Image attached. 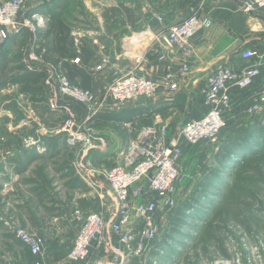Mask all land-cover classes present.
I'll use <instances>...</instances> for the list:
<instances>
[{"label":"rangeland","instance_id":"1","mask_svg":"<svg viewBox=\"0 0 264 264\" xmlns=\"http://www.w3.org/2000/svg\"><path fill=\"white\" fill-rule=\"evenodd\" d=\"M3 1L0 0V3ZM138 1L23 0L20 15L30 20L34 30L28 29V34H24L27 31L19 34L14 42L7 44L8 49L13 56L22 52L30 67L41 68L34 52L38 45L33 36L36 27L44 25L46 16L55 6L68 2L63 12L73 34L91 39L93 60L90 71L98 80L93 91L100 96L106 90L107 82L111 80V68L118 67L116 63L120 60L128 64L127 59L117 58L122 50L125 52L122 46H127L131 39H127L130 31L125 27L121 4L137 10ZM135 43L137 44L136 41ZM103 58L109 61L108 65L101 70H95V66L99 65ZM132 64L133 62L129 67ZM123 65L124 63L121 64ZM44 84L48 106L41 108L40 113L34 109L28 114L23 109L20 111L16 100L13 99L12 88H5L0 98L2 108L7 105L11 109L9 116L0 117V132L4 135L1 142L11 143V149H17L5 156L3 161L16 156L15 158H19L18 164H22L32 156H25L26 149L31 148H34L35 154H41L31 163L28 170L19 176L17 187L11 186L7 193L0 194V264L29 262L24 254V247L19 245L15 236L14 226L45 238L42 253L40 256L31 257L32 264H42L45 255L64 260L67 243L71 242L77 228L73 216L74 209L80 208L84 212H90L100 208L94 193L78 181L80 178L74 173L73 161L76 157L82 160L88 158L95 170L99 169L100 174L97 172L99 175L95 177L104 192L108 189L101 170L121 163L118 153L108 155L102 160L99 152L104 150L108 143H113L116 136H125L122 127L99 126L94 123L96 132L92 139H106V145L101 148L84 150L85 147L80 143L69 144L67 137L60 135L59 130L65 118L64 109L58 106V101L56 108L50 105L51 98L48 95L49 92L52 94L55 85L53 87L46 77ZM53 94L52 98L55 97ZM55 98L57 100V97ZM150 99L153 97H141L134 104ZM230 113L231 110L227 118L231 116ZM256 114L249 116L247 121L260 117V114ZM231 120L235 121L234 118L229 121ZM21 121L24 123L18 125L16 133H10V137H7L6 131L12 127V123H22ZM234 121L232 123H235ZM242 127L224 133L215 143H207L214 149L210 151L209 147L205 158L195 157L190 164L183 167L178 181L176 203L162 213L163 219L155 248L137 264H264V144L257 147L253 154L241 160L239 158L228 167H221L213 160V156L218 152L216 146H220L229 136L242 132L245 129ZM102 128L108 132L102 131ZM129 135L132 137L131 133ZM30 136L37 140V144L25 147L23 140ZM121 137V142L125 141ZM6 173L5 170L0 171V176ZM21 183L26 187L19 186ZM105 198V208L110 210L115 201L112 196ZM33 226L37 231L30 229ZM58 236L62 239L59 240ZM98 258L102 264H112L103 253H100Z\"/></svg>","mask_w":264,"mask_h":264},{"label":"built area","instance_id":"2","mask_svg":"<svg viewBox=\"0 0 264 264\" xmlns=\"http://www.w3.org/2000/svg\"><path fill=\"white\" fill-rule=\"evenodd\" d=\"M245 3L249 8L264 7V0H245ZM22 6L23 0H4L0 3V44L8 36L7 30L12 33L20 32L21 28L34 30L30 20L20 15ZM210 24L208 18H201L193 11L167 31L153 35L152 40L161 49L159 59L171 63L186 60L180 70L187 72V60L194 53L192 38ZM240 57L246 62L241 67L223 65L201 86L200 96L205 111L200 118L183 122L175 131H172L168 121L162 119L142 126L126 124L132 137L121 154V163L101 170L107 192L95 177L100 174L99 169L95 170L88 158H75L72 164L74 173L94 193L100 208L90 212L74 209L78 228L67 253L69 262L102 264L98 255L103 253L112 264H137L153 251L162 213L176 203L183 157L180 141L190 148L203 142L215 143L228 126L226 116L231 110L233 92L252 88L261 74L264 53L244 49ZM144 59L143 54L136 56L135 66L142 65ZM78 60L74 59L75 62ZM108 63L103 58L95 70L105 68ZM135 68L122 71L113 66L111 80L100 96L93 89H83L64 75L54 73L57 95L70 98L87 110L85 119L78 118L68 108L64 110L65 118L59 130L69 144L80 143L84 150L101 148L106 145V139H92L96 128L90 118L95 112L119 110L141 97L155 98L162 93L171 95L177 91L179 77L172 70L155 79L134 72ZM55 97L50 99L51 107L57 103ZM263 104L264 91L245 108V115L257 113ZM36 144L37 140L31 136L23 140L25 147ZM106 196H112L115 201L110 210L105 208ZM14 233L32 256H40L45 244L43 236L18 226H14Z\"/></svg>","mask_w":264,"mask_h":264},{"label":"crops","instance_id":"3","mask_svg":"<svg viewBox=\"0 0 264 264\" xmlns=\"http://www.w3.org/2000/svg\"><path fill=\"white\" fill-rule=\"evenodd\" d=\"M193 11L201 18H208L211 24L192 38L194 53L193 56L187 60L189 70L187 72H182L180 69L186 60H177L172 63L168 60H160L159 52L161 49L158 47V44L152 40V36L167 31L169 28L182 21L186 15L189 16L192 14ZM138 15L139 19L135 30H132L128 24H125V27L130 31L127 35V39H131L127 43V46H122L125 52L122 50V52L117 55L118 59H127L128 64L120 60V62L116 63V66H118L119 69L122 67L120 69L122 71H128L136 67L134 72L147 74L155 79L162 77L170 70L178 75L179 86L177 91L171 95L162 93L152 99V103L158 106L166 104L167 102L173 103L166 111L157 112L152 118V121H159L161 119L168 121L171 124L172 131L176 130L183 122L200 118L203 115L205 106L200 96V88L208 76L214 73L219 67L226 64L241 67L246 63L240 57V52L244 49H255L260 53H264V7L249 8L246 6L245 0H139ZM7 32V35H10L11 32L8 30ZM140 54L145 56L144 62L140 66H135L134 58ZM35 58L39 61L38 64L41 68L37 69L43 72V78L46 77V79H49L53 87L55 85V88H52V94L54 93L53 96L57 97L58 106H61L64 110L69 106L68 109H70L75 116L80 119H85L87 110L84 106L66 98H60V96L57 95V91H55L57 89V81L52 67L42 62L38 56H35ZM132 62V66L129 67ZM123 63L124 68L121 66ZM109 82L110 81L107 82V86ZM97 83L98 80L94 76L93 88ZM5 88L13 89L12 91H14V94L12 96L13 99L16 100L20 111L23 109L27 114L32 112V107L27 99L19 95L16 91V87L13 85L0 88V98ZM263 91L264 59L261 65V74L256 79L252 88L242 91L235 90L233 92L231 116H228L227 121L231 118H234L235 121H229V126H233V124L241 122L248 117L244 115L242 111H244L245 108L251 104L252 100ZM52 94L49 92V98H52ZM2 104L5 105L4 102ZM135 105H137V103H131L124 106L122 109H127ZM114 111L116 110L106 112ZM9 113L11 114L9 106L6 105L2 108V105H0V117L4 115L9 116ZM232 121L235 123H232ZM23 123L24 122L12 123V127L8 128L6 131L7 137H10V133L15 134L16 129L19 128L18 125H22ZM127 123L130 122H124L121 125L125 136H116L113 139V143H108L104 150H100L99 153L102 155L100 156L102 160L108 155L117 153L118 157L121 158V154L124 149H126L131 138L129 133H127ZM133 124L142 126L145 123L135 121ZM228 128L230 129L231 127ZM104 129L105 128H102L101 130L108 132V130ZM119 137L125 141L121 142ZM3 140L4 135L0 132V171L5 170V173L7 172L5 175L2 174L4 176H0V194L7 193V189H11V186L14 188L17 187L19 176L25 173L31 163L41 155L37 151L35 154L34 148H31L26 149L25 156H32L29 159L27 158V160L25 159L22 164H18L17 159L19 158H15L16 156L12 159L7 158V160L3 161L4 157L8 156L11 151L17 150L16 148L11 149V143L1 142ZM180 145L183 148V157L180 161L182 169L190 164L191 160H193V158L195 159V157L197 159L205 158L208 153V148L210 147L207 143H201L198 146L190 148L184 141H180ZM212 149L214 148L210 147L209 150L212 151ZM78 181L85 185L80 179H78ZM19 186L26 187L23 183ZM80 202H82V200H80ZM77 228L72 235L71 242L67 243V253L77 234ZM30 229L37 231L35 226L30 227ZM58 237L59 240L62 239L60 236ZM57 243L58 240L55 244L57 245ZM67 253L64 260L58 259L52 255H45L43 256L42 264H83V262H69ZM32 263L31 261L27 262V264Z\"/></svg>","mask_w":264,"mask_h":264},{"label":"trees","instance_id":"4","mask_svg":"<svg viewBox=\"0 0 264 264\" xmlns=\"http://www.w3.org/2000/svg\"><path fill=\"white\" fill-rule=\"evenodd\" d=\"M66 4L68 2H65L62 6H55L54 10L46 16L44 25L36 27L33 36L35 43L38 45L34 52L42 62L50 65L55 73L64 75L83 89L92 90L94 76L90 71L93 60L91 39L77 37L73 34L72 27L64 18L63 10ZM121 8L124 11V24H128L132 30H135L139 19L138 7L136 10L128 5L121 4ZM24 31L27 32L24 33ZM21 33L28 34L29 32L28 29L22 28L20 32L8 35L0 44V88L10 85L15 86L17 93L27 99L32 109L40 113L41 108L48 106L45 97L43 72L30 67L26 63L22 52H18L13 56L7 46V44L10 45L11 42H14ZM76 58L79 59L78 62L74 61ZM172 105L173 103L170 102L159 106L154 105L150 99L144 103L114 112L97 111L91 116L90 120L99 126L114 125L117 128H120L124 122L133 124L135 121H141L145 123L143 125H146L152 121L157 112H164ZM255 114L249 116L253 117ZM257 114H260L257 119L247 121L249 116L246 115L248 117L244 122L235 124L230 129L228 128L229 125L227 126L222 135L238 127L243 126L242 129L244 127L245 129L239 134L229 136L220 146H216L218 152L213 156L214 162H217L221 167H228L239 158L241 160L245 156L253 154L257 147L264 144V105ZM62 134L60 132V135ZM19 245L24 247V254L28 261H31L32 255L20 240Z\"/></svg>","mask_w":264,"mask_h":264}]
</instances>
